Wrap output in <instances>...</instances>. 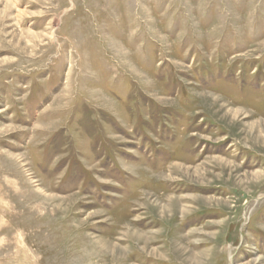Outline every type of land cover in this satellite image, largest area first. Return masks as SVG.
I'll return each mask as SVG.
<instances>
[{"label":"rangeland","instance_id":"1","mask_svg":"<svg viewBox=\"0 0 264 264\" xmlns=\"http://www.w3.org/2000/svg\"><path fill=\"white\" fill-rule=\"evenodd\" d=\"M0 264H264V0H0Z\"/></svg>","mask_w":264,"mask_h":264},{"label":"bare ground","instance_id":"2","mask_svg":"<svg viewBox=\"0 0 264 264\" xmlns=\"http://www.w3.org/2000/svg\"><path fill=\"white\" fill-rule=\"evenodd\" d=\"M31 259V258H30Z\"/></svg>","mask_w":264,"mask_h":264}]
</instances>
